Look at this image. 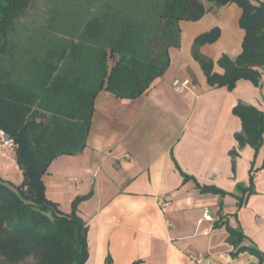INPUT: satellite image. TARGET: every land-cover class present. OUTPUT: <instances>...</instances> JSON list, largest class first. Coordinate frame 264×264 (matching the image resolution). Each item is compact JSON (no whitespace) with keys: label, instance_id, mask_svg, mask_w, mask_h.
I'll return each mask as SVG.
<instances>
[{"label":"crops","instance_id":"0c3cea01","mask_svg":"<svg viewBox=\"0 0 264 264\" xmlns=\"http://www.w3.org/2000/svg\"><path fill=\"white\" fill-rule=\"evenodd\" d=\"M206 6L200 19L179 22L180 45L169 48V66L147 91L135 98L99 91L86 146L57 156L43 177L46 196L65 212L88 196L78 205L88 226L85 264H105L108 256L113 264H196L190 253L211 264H258L247 251L233 254L226 228L215 224L227 214L229 224L249 237L247 244L264 249V134L257 153L242 147L234 166L230 154L242 128L234 106L243 102L264 111V71L259 86L246 79L232 90L209 84L193 54L196 37L219 30L200 52L213 61V72L223 74L218 60L241 53L245 31L236 3ZM251 175L255 193L247 196L242 190ZM0 177L22 183L15 149L0 148ZM159 195L169 198L168 207L157 204ZM239 196L246 197L242 206Z\"/></svg>","mask_w":264,"mask_h":264},{"label":"trees","instance_id":"16d2710c","mask_svg":"<svg viewBox=\"0 0 264 264\" xmlns=\"http://www.w3.org/2000/svg\"><path fill=\"white\" fill-rule=\"evenodd\" d=\"M42 0H0V130L15 144L23 172L20 185L0 177V264H85L89 258L88 226L78 214L46 196L44 175L61 154L85 146L94 99L106 89L118 97L143 94L169 66V48L180 45L181 20H198L209 8L236 3L245 31L242 51L221 56L223 74L200 46L218 38L217 28L196 37L194 57L209 84L235 88L241 79L261 84L264 71V2L252 0H87L89 6L57 14L43 24ZM233 113L242 128L234 134L233 166L242 147L257 153L263 144L264 111L237 103ZM225 194L216 187H205ZM242 192L255 193L254 178ZM238 206L245 196L238 197ZM226 241L238 255L247 251L264 264V252L221 214ZM105 264H113L110 256ZM135 264V263H133Z\"/></svg>","mask_w":264,"mask_h":264},{"label":"rangeland","instance_id":"374dc122","mask_svg":"<svg viewBox=\"0 0 264 264\" xmlns=\"http://www.w3.org/2000/svg\"><path fill=\"white\" fill-rule=\"evenodd\" d=\"M87 0H42L40 5L41 16L43 17V24H49L51 18L57 17V14L68 12L75 8H82L83 6H89ZM232 218L236 220V215H232ZM237 221V220H236ZM238 228L239 226H235ZM262 252L264 249L259 248Z\"/></svg>","mask_w":264,"mask_h":264},{"label":"built area","instance_id":"2783aa9c","mask_svg":"<svg viewBox=\"0 0 264 264\" xmlns=\"http://www.w3.org/2000/svg\"><path fill=\"white\" fill-rule=\"evenodd\" d=\"M6 147L14 149L15 144L2 130H0V148ZM77 181V179H75ZM78 182V181H77ZM157 204L161 208H166L170 205V200L166 195H159L156 198ZM206 218L210 219L211 216L206 214ZM189 258L196 264H211V260L201 253H190Z\"/></svg>","mask_w":264,"mask_h":264}]
</instances>
